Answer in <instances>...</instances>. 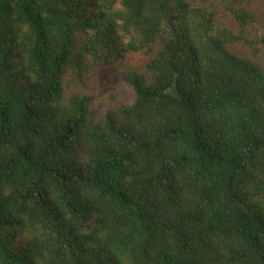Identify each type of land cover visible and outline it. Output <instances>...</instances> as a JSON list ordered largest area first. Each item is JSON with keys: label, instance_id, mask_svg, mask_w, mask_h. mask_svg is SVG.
<instances>
[{"label": "trees", "instance_id": "16d2710c", "mask_svg": "<svg viewBox=\"0 0 264 264\" xmlns=\"http://www.w3.org/2000/svg\"><path fill=\"white\" fill-rule=\"evenodd\" d=\"M211 0H0V264H264V29ZM130 54L134 101L67 92Z\"/></svg>", "mask_w": 264, "mask_h": 264}, {"label": "rangeland", "instance_id": "374dc122", "mask_svg": "<svg viewBox=\"0 0 264 264\" xmlns=\"http://www.w3.org/2000/svg\"><path fill=\"white\" fill-rule=\"evenodd\" d=\"M214 3L217 18L230 28L236 23L229 14L227 2L240 4L253 14L254 24L259 30L264 29V0H211ZM229 50L235 55L248 57L258 61L264 66V49L258 52L240 44L229 46ZM147 57L142 54H130L123 61L117 62L112 69L102 66L85 72L82 77L72 83L70 74L64 79L67 92H78L89 95L91 110L97 117H102L106 111L115 110L122 105L134 101L135 93L130 84L124 79L127 72H144Z\"/></svg>", "mask_w": 264, "mask_h": 264}]
</instances>
